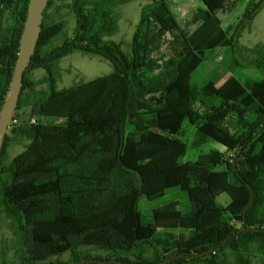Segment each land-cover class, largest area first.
Returning <instances> with one entry per match:
<instances>
[{"label": "trees", "instance_id": "1", "mask_svg": "<svg viewBox=\"0 0 264 264\" xmlns=\"http://www.w3.org/2000/svg\"><path fill=\"white\" fill-rule=\"evenodd\" d=\"M29 1L0 0V109ZM132 1L71 0L72 34L48 13L57 0L49 1L0 155V223L11 221L13 231L1 242V264H14L9 251L18 264H264V44H240L264 0H200L188 23L199 25L193 34L170 0H152L128 56L104 37L118 30L116 9ZM238 6L241 17L225 27L220 14ZM218 47L238 72L222 94L192 82ZM74 52L103 57L114 71L57 90L58 64ZM34 69L46 71L44 80L29 82ZM46 83L48 91L37 89ZM193 131L192 149L217 148L186 162L184 139ZM9 145L23 148L10 161ZM152 179L159 190L146 192ZM169 189L187 193V210L173 202L144 224L141 199Z\"/></svg>", "mask_w": 264, "mask_h": 264}, {"label": "rangeland", "instance_id": "2", "mask_svg": "<svg viewBox=\"0 0 264 264\" xmlns=\"http://www.w3.org/2000/svg\"><path fill=\"white\" fill-rule=\"evenodd\" d=\"M71 0H57L55 5L49 9V14L53 16L56 21H65L66 29L69 34L73 33L75 27V18L69 13L67 4ZM152 0H134L126 5L120 6L115 11V16L118 19V30L112 35L104 37V40L108 42H115L121 45V50L126 54L130 55L131 42L133 39L134 32L141 19L142 8L149 4ZM170 8L174 13L175 17L181 24V26L190 34L197 31L199 25L189 26L193 13L201 7L200 0H170ZM245 6L238 8L228 15L220 14V17L224 23V26L232 25L237 21L239 16L241 17ZM2 20L0 18V25ZM167 39H171L167 36ZM240 44L243 47H254L258 44H264V8L258 14L253 21V24L249 30L243 32L240 38ZM163 53L169 54L170 51L167 44L162 48ZM228 57L231 54L227 52L226 48L218 47L214 50L208 51L205 60L201 66L193 73L192 82L202 87H208L210 90L217 93L226 92L237 80L238 72L235 73L228 69ZM241 60V59H240ZM242 64L243 60L240 61ZM60 68L59 75L55 80V88L57 90H63L72 87L73 85L81 82H90L102 76L108 75L114 71V66L111 61L95 55H86L81 52H74L62 58L58 64ZM241 74L245 76H251L254 79L259 78V73L248 69H242ZM47 73L44 69H34L28 74L29 82H39L44 80ZM39 91H48V84H42L37 87ZM27 114L28 109L22 111ZM194 138V131L188 136L187 149L185 151L184 161L194 162L201 153H206L209 148H217L214 143L205 145L201 151L191 148V141ZM23 148L21 146L9 145L5 148V156L10 161L17 156ZM146 192H152L159 190V182L155 179L149 181L145 187ZM178 203V207L182 211H186L188 208V197L187 193L179 189H169L164 195L148 200L146 198L140 201V210L142 214V220L144 224L153 222V212L170 203ZM218 202L223 206L229 202V197L226 194H222L218 198ZM12 222L7 220L0 223V245L3 239L10 240L13 238V231L11 228ZM92 254L100 253L99 250H91ZM7 262H13L18 264V257L15 251H9L6 255ZM70 258L69 254H64L61 259L68 261ZM2 260L0 259V264ZM260 264V263H257Z\"/></svg>", "mask_w": 264, "mask_h": 264}, {"label": "water", "instance_id": "3", "mask_svg": "<svg viewBox=\"0 0 264 264\" xmlns=\"http://www.w3.org/2000/svg\"><path fill=\"white\" fill-rule=\"evenodd\" d=\"M49 1L50 0H30L28 4L27 16L23 22V29L19 42L17 60L0 109V155L5 138L9 134V128L12 125L13 118L17 113V107L24 84V76L35 54V49L40 37L42 21ZM244 229L245 228L242 230ZM242 230H240V232Z\"/></svg>", "mask_w": 264, "mask_h": 264}, {"label": "built area", "instance_id": "4", "mask_svg": "<svg viewBox=\"0 0 264 264\" xmlns=\"http://www.w3.org/2000/svg\"><path fill=\"white\" fill-rule=\"evenodd\" d=\"M30 122L31 123H36L37 122V119L36 118H30Z\"/></svg>", "mask_w": 264, "mask_h": 264}]
</instances>
